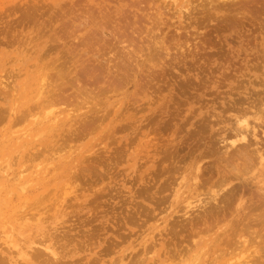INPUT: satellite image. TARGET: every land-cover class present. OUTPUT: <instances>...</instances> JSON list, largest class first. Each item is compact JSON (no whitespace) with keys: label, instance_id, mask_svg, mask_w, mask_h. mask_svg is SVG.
Returning <instances> with one entry per match:
<instances>
[{"label":"rangeland","instance_id":"1","mask_svg":"<svg viewBox=\"0 0 264 264\" xmlns=\"http://www.w3.org/2000/svg\"><path fill=\"white\" fill-rule=\"evenodd\" d=\"M246 7L208 24L185 0H0V264H241L251 254L219 232H262L251 184L264 183V164H244L250 184L214 185L243 168L221 139L224 109L260 85L264 0ZM195 175L202 192L227 190L215 226L211 214L197 222L203 208L192 222L180 212Z\"/></svg>","mask_w":264,"mask_h":264},{"label":"bare ground","instance_id":"2","mask_svg":"<svg viewBox=\"0 0 264 264\" xmlns=\"http://www.w3.org/2000/svg\"><path fill=\"white\" fill-rule=\"evenodd\" d=\"M185 1H188V4H190L191 5V8L192 9H196V10H198V12L199 13H201V15L203 14L204 16H207V17H203V18H201V17H199V18H201V19H203L204 21H207L206 23H208L209 24V22H213V21H220V20H223V19H226V17L227 16H225L226 14H229V13H232L234 16L236 15L237 16V14H239V13H241L244 9H245V7L248 5V3L251 1L252 2V0H185ZM182 2V1H181ZM255 3V2H254ZM247 8V7H246ZM208 16H212V17H208ZM240 16V15H239ZM228 17H230V16H228ZM234 18H236V17H234ZM93 20V19H92ZM94 21V20H93ZM99 21V20H98ZM150 21V20H149ZM149 21H148V23H149ZM234 21V20H233ZM91 22V21H90ZM152 22V21H151ZM202 22V21H201ZM232 22V21H231ZM230 22V23H231ZM205 23V22H204ZM234 23V22H233ZM232 23V24H233ZM217 24V23H216ZM147 25V24H146ZM149 25V24H148ZM152 26V25H151ZM232 26V25H231ZM204 27V26H203ZM228 27V26H227ZM230 27V26H229ZM154 28V27H153ZM92 32V31H91ZM94 32H96V31H94ZM162 33V32H161ZM161 33H159L160 34V36H161ZM92 34V33H91ZM97 34V33H96ZM99 35H100V33H99ZM147 35V34H146ZM151 35V34H150ZM96 36V35H95ZM88 37V36H87ZM93 36L91 35V38H92ZM86 38V37H85ZM156 38H157V36H156ZM89 39V38H88ZM99 39V38H98ZM103 39H104V37H103ZM172 39V38H171ZM83 40V39H82ZM85 40V39H84ZM94 40V39H93ZM100 40V39H99ZM89 41H90V39H89ZM149 41V40H148ZM55 42V41H54ZM87 43H88V40L86 41ZM99 42V41H98ZM105 42V41H104ZM108 42V41H107ZM82 43H84V42H82ZM106 44V43H105ZM152 44V43H151ZM159 44V43H158ZM248 44V43H247ZM84 46H85V43L83 44ZM95 45V44H94ZM101 45V44H100ZM91 46V45H90ZM153 46V45H152ZM243 46V45H242ZM260 46H262V50L264 51V45H263V43H261V45ZM88 47V46H87ZM96 47V46H95ZM108 47H110V46H108ZM73 48V47H72ZM74 48H76V47H74ZM89 48V47H88ZM88 48H85V49H88ZM153 48V47H152ZM98 49V48H97ZM66 50H68V49H66ZM66 50H65V52H66ZM75 50V49H74ZM93 50V49H92ZM152 50V49H151ZM87 51H89V50H87ZM96 51V50H95ZM101 51V50H100ZM132 51V50H131ZM259 51V50H258ZM70 52V51H69ZM77 52H78V49H77ZM90 52V51H89ZM130 52V51H129ZM149 52H151V51H149ZM87 53V52H86ZM91 53V52H90ZM95 53V52H94ZM105 53V52H104ZM106 53H108V52H106ZM114 53V52H113ZM65 54H67V53H65ZM103 54V53H102ZM101 54V55H102ZM110 54V53H109ZM131 54V53H130ZM141 54V53H140ZM152 54V53H151ZM256 54V53H255ZM261 54V53H260ZM72 55V54H71ZM82 55V54H81ZM81 55L79 56V57H81ZM91 55V54H90ZM93 55V54H92ZM95 55V54H94ZM97 55V54H96ZM100 55V54H99ZM98 55V56H99ZM101 55L99 56V57H101ZM104 55V54H103ZM108 55V54H107ZM112 55V58H113V54H111ZM116 53H115V57H116ZM133 55V54H132ZM154 55V54H153ZM63 56V58H64V54L62 55ZM84 56V55H83ZM260 56H261V58H260ZM96 57V56H95ZM103 57V56H102ZM105 57H106V55H105ZM166 57H167V55H166ZM166 57H165V59H166ZM71 58V57H70ZM70 58H68L67 60H70ZM107 58V57H106ZM111 58V59H112ZM128 58V57H127ZM134 58H135V55H134ZM133 58V59H134ZM152 58V57H151ZM86 59V58H85ZM101 59V61L103 60V58H100ZM99 59V60H100ZM109 59V58H108ZM110 59V60H111ZM114 59V58H113ZM153 59V58H152ZM89 60H91V59H89ZM88 60V61H89ZM107 60V59H106ZM110 60H109V62H110ZM130 60H132V59H130ZM149 60V59H148ZM158 60V59H157ZM255 60H260V63H261V66H260V71H261V74L259 75L260 76V80H259V83L258 84H260V85H258L255 89H251V88H249V87H247V86H245L244 88L242 87V85H241V91H239V93H242L243 94V97H241V98H239V99H231V102L229 103V105H227L228 107H226L224 110H228V113H229V117H227V118H225L224 120H222V121H220L222 124H223V126L220 128V131H221V133H222V135H225L226 137H224V139L223 138H221L222 139V142H224V141H226V144L224 145L225 146V149H227L228 147H234V148H237V150H238V154H236L237 156H235V157H233V154L231 155V157H230V155H228L230 158H232V161L234 160V162H236L237 163V161L238 160H240L239 161V164L241 163V165H242V167L243 168H241V169H239V167H235L236 165H235V163L233 164L234 166H232V168H231V170H230V173H232L231 174V176H230V174L228 173L227 175H224L223 174V178L220 180V182L218 183L217 181H219V180H217V181H214L216 184H214L215 186L218 184V187H220V186H223V184H224V182L225 183H229V182H231L232 180H237V181H240V180H242L245 184H250V182L247 180V178H244L245 176V169L247 168V166L246 165H244V164H247V163H251L252 162V165L253 166H259V167H263V164H264V52H263V54H261V55H257V56H255ZM105 60H103V62H104ZM113 61V60H112ZM114 61H116V59L114 60ZM133 61V60H132ZM155 61H156V59H155ZM63 62V61H62ZM65 62V61H64ZM68 61H66V63H67ZM97 62V61H96ZM123 62V61H122ZM137 62V61H136ZM70 63V62H69ZM68 63V64H69ZM105 63V62H104ZM139 63H140V61H139ZM155 63V62H154ZM153 63V64H154ZM91 64H93V63H91ZM107 64V63H106ZM105 64V65H106ZM112 64V63H111ZM118 64H120V63H118ZM59 65H60V63H59ZM95 65V64H94ZM55 66H58V64L57 65H55ZM62 66V65H61ZM65 66V65H64ZM71 66V65H70ZM85 66V65H84ZM114 66V65H113ZM118 66V65H117ZM258 66V65H257ZM54 67V66H53ZM83 66H81V68H82ZM88 67H89V65H88ZM90 67H92L93 68V65H91ZM122 67V66H121ZM126 67H128V66H126ZM242 67V66H241ZM245 67V66H244ZM62 68V67H61ZM65 68V67H64ZM72 69H73V67H71ZM81 68H80V70H81ZM96 68H97V65H96ZM113 68V67H112ZM115 68H116V66H115ZM114 68V69H115ZM60 68H58V69H55V70H59ZM63 69V68H62ZM62 69H60V71L62 70ZM86 69H87V67H86ZM89 69V68H88ZM104 69V68H103ZM119 69V68H118ZM124 69V68H123ZM161 69V68H160ZM187 69V68H186ZM189 69V68H188ZM187 69V70H188ZM240 69V68H239ZM255 69V68H254ZM50 70H52L51 68L48 70V71H50ZM65 69H63L62 71V73L60 72V71H56L57 73V75H60V77H62V75H63V73H65V71H64ZM90 70V69H89ZM110 70H112V69H110ZM244 70V69H243ZM250 70H251V68H250ZM79 71V70H78ZM83 71V70H82ZM82 71L80 72L81 74H82ZM84 71H86V70H84ZM100 71V70H99ZM121 71H125V70H121ZM252 71V70H251ZM40 72H42V71H40ZM71 72V71H70ZM103 72V71H102ZM113 72V71H112ZM116 72V71H115ZM151 72H152V70H151ZM250 72V71H249ZM45 73V72H44ZM50 73V72H49ZM52 73H54V72H52ZM51 73V74H52ZM62 75H61V74ZM76 73H78V72H76ZM85 73V72H84ZM89 73V72H88ZM97 73H99V72H97ZM104 73V72H103ZM102 73V74H103ZM147 73V72H146ZM241 73V72H240ZM246 73V72H245ZM46 75H47V77H49L48 75V73H45ZM67 74V73H66ZM68 74H69V72H68ZM75 74V73H74ZM86 74V73H85ZM84 74V75H85ZM96 74V73H95ZM116 74V73H115ZM148 74V73H147ZM200 74V73H199ZM201 74H202V72H201ZM226 74V73H225ZM46 75H45V77H46ZM76 75V74H75ZM83 75V76H84ZM110 75V74H109ZM112 75V74H111ZM44 75H40V77H39V81L41 82H43V84H45V80H46V78L44 79V77H43ZM55 76V75H54ZM66 76H68V75H66ZM230 76V75H229ZM50 77H53V76H50ZM49 77V78H50ZM56 77V76H55ZM100 77V76H99ZM104 77V76H103ZM64 78V77H63ZM71 78H73V77H71ZM75 78V77H74ZM96 78H98V77H96ZM102 78V77H101ZM123 78V77H122ZM210 78V77H209ZM227 78V77H226ZM225 78V79H226ZM48 79V78H47ZM54 80H55V78H53ZM56 79H60V78H58V76H57V78ZM65 79H66V77H65ZM93 79V78H92ZM44 80V81H43ZM50 80H52L51 78H50ZM67 80H70L69 78L67 79ZM74 80V79H73ZM76 80V79H75ZM98 80V79H97ZM99 80H100V78H99ZM112 80V79H111ZM220 80V79H219ZM222 80V79H221ZM96 81V80H95ZM205 81V80H204ZM224 81V80H223ZM40 82H38V83H40ZM42 82H41V84H39V86H41V87H39V88H42V86H43V84H42ZM47 82H48V80H47ZM80 82V81H79ZM108 82V81H107ZM112 82V81H111ZM210 82V81H209ZM219 82V81H218ZM245 82V81H244ZM7 83V82H6ZM66 83H69V82H66ZM113 83V82H112ZM182 83V82H181ZM223 83V82H222ZM240 83V82H239ZM249 83V82H248ZM8 84V83H7ZM47 84V83H46ZM45 84V85H46ZM48 84H50V83H48ZM48 84H47V87H48ZM51 84H52V82H51ZM62 84H63V82H62ZM72 84V83H71ZM78 84V83H77ZM76 84V85H77ZM85 84V83H84ZM114 84V83H113ZM178 84H180V82L178 83ZM186 84V83H185ZM184 84V85H185ZM241 84V83H240ZM44 85V86H45ZM64 85H65V82H64ZM68 85H70V83L68 84ZM74 85V84H73ZM80 85V84H79ZM86 85V84H85ZM182 85V84H181ZM190 85V84H189ZM223 85V84H222ZM235 85V84H234ZM251 85V84H250ZM70 86H72V85H70ZM75 86V85H74ZM193 86V85H192ZM46 87V86H45ZM45 87L43 88V89H45ZM107 87V86H106ZM111 87V86H110ZM180 87V86H179ZM222 87V86H221ZM39 88H38V92H37V94L39 95V93H40V91H39ZM73 88V87H72ZM76 88V87H75ZM82 88V87H81ZM105 88V87H104ZM177 88V87H176ZM239 88H240V85H239ZM260 88H262V89H260ZM51 89V88H50ZM85 89V88H84ZM94 89V88H93ZM250 89V90H249ZM81 90H83V88L81 89ZM87 90V89H86ZM102 90V89H101ZM106 90H107V88H106ZM184 90V89H183ZM249 90V92L248 93H246V91H248ZM47 91V90H46ZM48 91H51V90H48ZM80 91V90H79ZM52 92V91H51ZM50 92V93H51ZM73 92H74V90H73ZM81 92V91H80ZM90 92V91H89ZM101 92H103V91H101ZM100 92V93H101ZM99 93V94H100ZM42 94V93H41ZM46 94V93H45ZM102 94V93H101ZM228 94V93H227ZM230 94V93H229ZM37 95V96H38ZM59 95V94H58ZM74 95V94H73ZM80 95V94H79ZM49 96V95H48ZM59 96H61V95H59ZM58 96V97H59ZM95 96V95H94ZM62 97H64V96H62ZM79 97V96H78ZM213 97V96H212ZM53 99V98H52ZM54 99H56V98H54ZM230 99V98H229ZM229 99H228V101H229ZM49 100H50V98H49ZM48 101V100H47ZM59 101V100H58ZM67 101V100H66ZM40 103V102H39ZM39 103H37L38 105H39ZM51 103V102H50ZM191 103V102H190ZM43 104V103H42ZM61 104H62V102H61ZM142 104V103H141ZM50 105V104H49ZM151 105V104H150ZM40 106H41V104H40ZM40 106H38V107H40ZM37 107V108H38ZM146 107V106H145ZM65 108V107H64ZM144 108V107H143ZM211 112H213V111H211ZM215 112V111H214ZM171 113V112H170ZM6 115V114H5ZM227 115V114H226ZM1 116H2V114H1ZM79 116V115H78ZM56 117V116H55ZM205 117V116H204ZM213 118V117H212ZM55 120V119H54ZM85 120V119H84ZM88 120V119H87ZM113 121V120H112ZM198 121V120H197ZM39 122V121H38ZM207 122H210V121H208L207 120ZM219 122V123H220ZM207 124V123H206ZM204 125V124H203ZM210 125V124H209ZM208 126V125H207ZM200 127V126H199ZM209 127V126H208ZM197 128V127H196ZM204 129V128H203ZM197 130V129H196ZM193 132V131H192ZM203 132V131H202ZM219 133V132H218ZM151 137V136H150ZM149 138V137H148ZM147 138V139H148ZM131 139H133V138H131ZM146 139V140H147ZM158 139V138H157ZM202 141V140H201ZM218 141V140H217ZM196 142V141H195ZM200 143V142H199ZM202 143V142H201ZM212 143V142H211ZM214 143V142H213ZM216 143V142H215ZM132 144V143H131ZM194 145V144H193ZM211 145V144H210ZM128 146V145H127ZM223 146V147H224ZM221 147V146H220ZM196 148H198V147H196ZM158 149V148H157ZM215 149V148H214ZM213 149V150H214ZM159 150V149H158ZM216 150V149H215ZM209 151V150H208ZM236 151V150H235ZM213 152V151H212ZM210 153V152H209ZM219 153V152H218ZM224 153V152H223ZM231 153H234V152H231ZM161 154V153H160ZM164 155V154H163ZM205 155V154H204ZM208 155V154H207ZM207 155H206V157H207ZM211 155V154H210ZM166 156V155H165ZM209 156V155H208ZM222 156V155H221ZM212 157V156H211ZM224 157V156H223ZM152 159V158H151ZM165 159V158H164ZM224 159H226V158H224ZM228 159V158H227ZM162 160V159H161ZM197 160H198V158H197ZM230 160V159H229ZM158 161V160H157ZM227 161V160H226ZM231 161V160H230ZM165 162H166V160H165ZM165 162H163V163H165ZM170 163H171V161H169ZM212 162H214V161H212ZM199 163V162H198ZM231 163H233V162H231ZM156 164V163H155ZM215 164V163H214ZM172 165V164H171ZM174 165V164H173ZM195 165H197V164H195ZM200 165V164H199ZM199 165H197L196 166V168L195 169H199L200 167H199ZM156 166V165H155ZM176 166V165H175ZM225 166V165H224ZM222 167V166H221ZM166 168V167H165ZM177 168V167H176ZM230 168V167H229ZM167 169V168H166ZM205 169V168H204ZM219 169V168H218ZM249 169H251L250 168V166H249ZM162 170V169H161ZM165 170V169H164ZM176 170V169H175ZM167 171V170H166ZM179 171V170H178ZM196 171V170H195ZM209 171V170H208ZM226 171V170H225ZM224 171V172H225ZM233 171V172H232ZM249 171V170H248ZM162 172H163V170H162ZM161 172V173H162ZM168 172V171H167ZM173 172V171H172ZM219 172V171H218ZM227 172V171H226ZM164 173V172H163ZM171 173V172H170ZM176 173V172H175ZM195 173V172H194ZM208 173V172H207ZM211 173V172H210ZM214 173V172H213ZM179 174V173H178ZM155 175V174H154ZM199 175V174H198ZM200 175H201V173H200ZM170 176V175H169ZM222 176V175H221ZM220 176V177H221ZM229 176L231 177V179L229 178ZM264 176V175H263ZM151 177V176H150ZM204 177V176H203ZM219 177V176H218ZM167 178V177H166ZM196 178H198L197 177V175H195L192 179V185H190V186H192V190H194L193 192L195 193V195H191L190 197H188V198H183L181 201H179V203H182V205L184 204V210H181L180 212H182V216H183V219L185 220H183L184 222H186V219L185 218H189L190 217V215L194 212V211H196L197 209H201V208H203V212L202 213H206L203 217H204V219L201 217V215H200V218H202V219H200V220H197V222L199 221V222H205L206 223V221L208 220V218H207V216L209 215V214H211V216H213V212H215L214 210H215V208H218V207H215V206H217V205H219L220 206V203L222 204V203H225V194H223V192H225V191H227V190H225V191H223L222 193H221V195H219L218 196V191H213V190H211V191H213L211 194L209 193V190H208V192H202L201 190H199V188H198V184H196ZM201 178V177H200ZM211 178V177H210ZM21 179V178H20ZM202 179V178H201ZM9 180V179H8ZM184 180H186V179H184ZM241 181V182H242ZM251 181V180H250ZM213 182V183H214ZM262 181L261 180H257L254 184H251L252 185V187H255V189H256V191H257V193H258V198H262V200L260 199V201L262 202V203H264V183H261ZM205 183H207L206 181H205ZM261 183V184H260ZM168 184V183H167ZM208 185H209V183H208ZM159 186H161V185H159ZM165 186V185H164ZM201 187L200 188H202V185H200ZM204 186V185H203ZM209 186H211V185H209ZM212 187H213V184H212ZM233 187V186H232ZM251 187V188H252ZM160 188V187H159ZM210 188V187H209ZM163 189H165V188H163ZM204 189H205V186H204ZM254 189V188H253ZM187 190H189V189H187ZM191 190V189H190ZM189 190V191H190ZM207 190V189H206ZM229 190V189H228ZM231 191V190H230ZM247 191V190H246ZM236 192V191H235ZM155 193V192H154ZM185 193V192H184ZM184 193H182V195L184 194ZM202 193V194H201ZM187 194V193H186ZM245 194V193H244ZM185 195V194H184ZM189 195V194H188ZM219 198H218V197ZM227 196V195H226ZM228 197V196H227ZM231 196H229L228 197V199L230 198ZM252 199H253V197H251ZM165 199V198H164ZM225 199V200H224ZM233 199V198H232ZM231 199V200H232ZM254 199H255V197H254ZM159 200V199H158ZM157 200V201H158ZM230 199H229V201H231ZM235 200V199H234ZM255 201H257V200H255ZM254 201V202H255ZM58 202V201H57ZM160 202V201H159ZM163 202V201H162ZM227 202V201H226ZM253 202V203H254ZM257 202H259V201H257ZM154 203V202H153ZM161 203V202H160ZM230 203V202H229ZM242 203V202H241ZM252 203V204H253ZM256 203V202H255ZM255 203L253 204V206H255V209H257L258 210V208H259V210H260V204H259V207L257 208V205H255ZM57 204V203H56ZM157 204V203H156ZM258 204V203H257ZM223 205V204H222ZM229 205V204H228ZM232 205V204H231ZM251 205V204H250ZM47 206V205H46ZM223 206H225V205H223ZM252 206V205H251ZM56 207V206H55ZM209 207V208H208ZM221 207V206H220ZM219 207V208H220ZM180 208H182V207H180ZM239 208V207H238ZM247 208H248V206H247ZM253 208V207H252ZM48 209H50V208H48ZM239 209H241V208H239ZM43 210V209H42ZM219 210V209H218ZM250 210H251V207H250ZM29 211V210H28ZM44 211V210H43ZM237 211H238V209H237ZM255 211V210H254ZM253 211V213H255ZM261 211H262V209H261ZM30 212V211H29ZM28 212V213H29ZM199 212H200V210H199ZM216 212H217V210H216ZM215 212V213H216ZM238 212H240V211H238ZM252 212V211H251ZM257 212V211H256ZM259 212V211H258ZM26 214V213H25ZM43 214V213H42ZM41 214V215H42ZM208 214V215H207ZM217 214H219V213H216V215H215V218H216V216H217ZM227 214V213H226ZM246 214V213H245ZM252 214V213H251ZM250 214V215H251ZM257 214V213H256ZM238 215V214H237ZM253 215V214H252ZM255 215V214H254ZM262 215V216H261ZM179 216V215H178ZM226 216V215H225ZM228 216V215H227ZM239 216V215H238ZM259 216H261L260 218H258ZM24 217V216H23ZM36 217V216H35ZM209 217V216H208ZM219 217V216H218ZM246 217V216H245ZM249 217V216H248ZM247 217V218H248ZM253 217V216H252ZM254 217H256L259 221H257V222H259L258 224L260 225V227L262 228V232L260 233L257 229H252V230H250V231H248V229L250 228L249 226H251V228L254 226V225H250V224H248V225H246V223L244 224V223H242V225L244 226H246V227H244V228H248L247 229V231H246V229L244 230V231H246V232H248L247 234H249L250 235V237L252 236V238L250 239V240H248V239H246V238H244V237H242V236H240V233H237V234H231V233H227V231L225 230V229H222L220 232H219V236L220 237H224V238H222L221 239V241H222V243H225V245H228L229 246V248H230V246H236L237 245V247H238V245L239 246H241L242 248H245V247H247L248 245H251L252 246V248H254L252 251H251V256L248 254L246 257L248 258H245V254H247V253H245L244 254V256L242 255V257H244V260L241 262V264H264V213H260V214H258V217L255 215ZM254 217H253V224L254 223H256V227H257V222H256V220H254ZM212 217H210L209 219H211ZM213 218H214V216H213ZM211 219V221L213 220V221H215L216 219ZM222 218H223V216H222ZM226 218V217H225ZM255 218V219H256ZM40 219V218H39ZM182 219V218H181ZM198 219V218H197ZM207 219V220H206ZM237 219V218H236ZM188 220H190L191 221V219L189 218ZM187 220V221H188ZM194 220V219H193ZM192 220V221H193ZM224 220V219H223ZM230 220V219H229ZM175 221H177V220H175ZM191 221V222H192ZM213 221H212V223H213ZM217 221V220H216ZM220 221V220H219ZM241 221V220H240ZM246 221V220H245ZM248 222H251L249 219L247 220ZM255 221V222H254ZM208 222H209V220H208ZM221 222H222V219H221ZM234 222V221H233ZM210 223V222H209ZM219 223V222H218ZM238 223H239V221H238ZM237 223V224H238ZM194 224V223H193ZM199 224V223H198ZM215 223H213V226H215L214 225ZM220 224V223H219ZM229 224V223H228ZM186 225V224H185ZM181 226V225H180ZM191 226V225H190ZM230 226V225H229ZM235 226H238V225H236L235 224ZM183 227V226H182ZM181 227V228H182ZM193 227V226H192ZM209 227H210V225H209ZM255 227V228H256ZM259 227V226H258ZM257 227V228H258ZM259 227V228H260ZM180 228V229H181ZM194 228V227H193ZM197 228V227H196ZM250 228V229H251ZM254 228V227H253ZM202 229V228H201ZM203 229H206V226H205V228H203ZM202 229V230H203ZM210 229V228H209ZM230 229V228H229ZM166 230V229H165ZM183 230H185V229H183ZM241 230H242V228H241ZM186 231V230H185ZM198 231V230H197ZM205 231V230H204ZM203 231V232H204ZM235 232H237L236 230H234ZM239 231V230H238ZM243 231V232H244ZM170 232V231H169ZM199 232V231H198ZM235 232H233V233H235ZM194 233V232H193ZM200 233V232H199ZM186 234H187V232H186ZM49 236V235H48ZM207 236V235H206ZM218 235H216V237H217ZM218 236V237H219ZM248 236V235H247ZM54 237V236H53ZM65 237V236H64ZM216 237L214 238V239H216ZM249 238V237H248ZM54 239V238H53ZM64 239V238H63ZM49 240V239H48ZM224 240V241H223ZM43 241V240H42ZM51 241V240H50ZM53 241V240H52ZM216 241V240H215ZM41 242V241H40ZM39 241H38V243H40ZM46 242V241H45ZM45 242H44V244H45ZM210 242V241H209ZM209 242H207V243H209ZM218 242V241H217ZM6 243H8V244H10L9 242H6ZM57 243V242H56ZM44 244H43V246H44ZM51 244H53V243H51ZM221 244V243H220ZM41 245H42V243H41ZM47 245H49V242H48V244ZM54 245V244H53ZM52 245V248L54 247ZM80 245V244H79ZM83 245V244H82ZM168 245V244H167ZM172 245V244H171ZM209 245V244H208ZM107 246V245H106ZM210 246V245H209ZM214 246H216V245H214ZM9 247H11V245L9 246ZM59 247V246H58ZM176 247V246H175ZM227 247V246H226ZM236 247V248H237ZM55 248V247H54ZM102 248H104V247H102ZM101 248V249H102ZM106 248V247H105ZM188 248V247H187ZM187 248H186V250H187ZM190 248V247H189ZM213 248V247H212ZM231 248H233V247H231ZM235 248V249H236ZM242 248H240L241 250H242ZM44 249L45 250H48V252L50 253V254H52L53 256L55 255V253L52 251V250H50L49 248H48V246H44ZM44 249H43V251H44ZM169 249V248H168ZM178 248H176V250H177ZM181 249V248H180ZM208 249V248H207ZM228 249V248H227ZM238 249V248H237ZM251 249V248H250ZM249 249V250H250ZM55 250V249H54ZM61 250V249H60ZM63 250V249H62ZM70 250V249H69ZM216 250H218V249H216ZM215 250V252H217ZM233 250H234V248H233ZM239 250V249H238ZM36 249H35V253H36ZM38 251H40V249L38 250ZM37 251V254H39V252ZM109 251V250H108ZM107 251V252H108ZM219 251V250H218ZM240 251V250H239ZM41 252V251H40ZM168 252V251H167ZM166 252V253H167ZM169 252H170V250H169ZM176 252V251H175ZM182 252V251H181ZM206 252V251H205ZM237 252V251H236ZM47 253V252H46ZM58 253V252H57ZM61 253V252H60ZM60 253H58V254H60ZM66 253H68V252H66ZM174 253V252H173ZM184 253V252H183ZM219 253H221V252H219ZM226 253V252H225ZM42 253H40L39 255H41ZM49 254V255H50ZM104 254H105V252H104ZM136 254V253H135ZM170 254V253H169ZM179 254V253H178ZM206 254V253H205ZM216 254H218V253H216ZM255 254H257V256L258 257H255L256 259L254 260V262L255 263H252L253 262V259H251V261H250V257H253ZM39 255H37V256H39ZM48 255V256H49ZM133 255V254H132ZM131 255V259H132V256ZM140 255V254H139ZM173 255H175L176 256V254H173ZM183 255V254H182ZM219 255V254H218ZM223 255V254H222ZM221 255V256H222ZM227 255V254H226ZM34 256V255H33ZM172 256V255H171ZM256 256V255H255ZM40 257V256H39ZM50 257L52 258V256L50 255ZM204 257V256H203ZM239 257V256H238ZM43 258V257H42ZM60 258H61V256H60ZM139 258V257H138ZM217 258V257H216ZM215 258V259H216ZM240 258V257H239ZM35 259H37L36 257H35ZM130 259V260H131ZM141 259V258H140ZM175 259H176V257H175ZM179 259V258H178ZM196 259V258H195ZM194 259V260H195ZM198 259V258H197ZM204 259V258H203ZM213 259H214V257H213ZM217 259H219V258H217ZM246 259V260H245ZM48 260V259H47ZM117 260V259H116ZM230 260V258L228 259V261ZM232 260V259H231ZM235 260H236V258H235ZM44 261H45V259H44ZM44 261H43V263H44ZM49 261H51V260H49ZM107 261V260H106ZM105 261V262H106ZM115 261V260H114ZM166 261V260H165ZM180 261H181V259H180ZM185 261V260H184ZM211 261V260H210ZM209 260H208V264H210L211 262H214V260L213 261H211L210 262ZM216 261V260H215ZM233 261V260H232ZM239 261V260H238ZM241 261V260H240ZM239 261V262H240ZM47 262V261H46ZM52 262H53V258H52ZM52 262H49V263H52ZM61 262V261H60ZM134 262V261H133ZM137 262H139L140 264H142L144 261L142 260V261H140V260H137ZM136 262V263H137ZM187 262V261H186ZM190 262H192V259H191V261ZM190 262H189V264H190ZM194 262H196V261H194ZM225 262V261H224ZM224 262H222L223 264H224ZM230 262V261H229ZM235 262V261H234ZM239 262H237L236 264H239ZM42 263V264H43ZM132 263V262H131ZM135 263V262H134ZM178 264H179V262H177ZM181 263V262H180ZM197 263V262H196ZM206 263V262H205ZM216 263V262H215ZM44 264H47V263H44ZM60 264V263H59ZM164 264V263H163ZM197 264H199V263H197ZM213 264V263H212ZM217 264H219L218 262H217ZM228 264V263H227ZM230 264H231V262H230ZM232 264H235V263H232Z\"/></svg>","mask_w":264,"mask_h":264}]
</instances>
